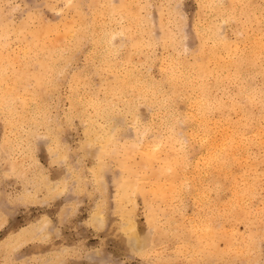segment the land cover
I'll list each match as a JSON object with an SVG mask.
<instances>
[{
  "label": "rangeland",
  "instance_id": "rangeland-1",
  "mask_svg": "<svg viewBox=\"0 0 264 264\" xmlns=\"http://www.w3.org/2000/svg\"><path fill=\"white\" fill-rule=\"evenodd\" d=\"M50 1H52V3L60 4L63 0H58V1L56 0L58 3L54 0H0V5H7L9 3L21 5L20 9L14 13V15L17 17V19H20L26 12H28L30 10V8L26 7V6H32V5H37V4L43 5L46 3H51ZM98 1L100 3L102 1V3L100 4V3H98ZM128 1H130V2H128ZM212 1L213 0H211V1L210 0L209 1L208 0H206V1L205 0H164V1L163 0H147V1H144V0H139V1H137V0H108V5H107L108 8L106 7V11H105L106 14H104V15L100 14L101 15L100 17L98 16L96 19L94 18L95 19V25L97 24L96 25L97 27L94 26V27L90 28L89 30L88 29L85 30L87 33L89 32V34L86 33L85 37H84L85 40H87V42L84 43L85 45L83 44V47H80L79 52L77 54V56H78V69H84L85 71L80 72L79 70H76V76L75 77H77V80H76V78H73V76H71V75L67 76L65 78L64 86L60 91H57L54 94H43L42 95V99H41L42 105H41V101H40V104L37 106V105L32 104L31 100H30L29 101L30 107L28 106L27 109H23L21 111L22 113L20 112L19 114H9L6 117L4 112H0V115H1L0 116V264H13V262H15V264H22V263L23 264H46L47 261H49V263H51V264H55V263L59 264L60 261H61L60 264H96L97 261H99V262H101V264H103V262H105V261H114V260H121L122 261V260L128 259L130 253L133 250V247H135L136 245L140 246V245H142V243L144 244L142 246H151L154 244L155 247H157L156 250L158 252H160L161 255H163L165 252V249L161 246L162 243H167L170 248L173 245L177 246L176 252H174V253L169 252L168 254L173 255L176 258V260L179 262V264H192V262H193V264H204L205 262H206L205 264H213V263L214 264H249V261H253L254 258H255L254 261H259L261 259V240H264V233H262V231H264V229L262 230V228H264V223H263V226H261L262 224L261 225L259 224V227H255V229L257 228L258 230H260L257 232V234L252 233V235H251V232L257 231V229L255 230L253 228V231H251L252 228H249L246 224V221H244L242 219H237V220L232 219V220H230L229 224L227 225V226L231 227L230 230H232V231L234 230L233 232H231L232 233L231 240L233 242H235L234 243L235 245H237V250H235L236 247H235V249H233V248L228 249L226 247V244H224L225 242L223 240H219L216 243L215 249H217L218 253L216 256H214L215 254H213L212 256H214V257H212V256L209 257V253H210L209 249H206L204 253H199L197 251V249L195 248V246L197 244V243H195L196 242V236L198 234V228H199V224H200V223H198L197 218L200 215L206 216L209 214H216L217 211L219 212L221 210V207L219 206V204L221 202H224V201L217 202V205H214L213 201H207V202L206 201H195V197L193 195H191V193L185 192V194L181 193L180 197H178L177 199H174L173 201H175V202L170 201L171 204L168 201L167 202L166 201H159V203L157 201V204H156V201H154V202L152 201L153 204L151 201H147V202L145 201L143 204L142 198L140 196H136V199H134V202L136 203V205H135V203L131 204L133 201H130L131 203L127 202V203H130L128 205H127V203L124 204L125 202L121 203V205L124 204L123 207L125 206V208H123L121 206L123 209H122V213L120 215L121 207H119L120 203H119V201L116 200L117 198H116L115 193H116V187L118 186V184L120 182L119 179H121L120 175L122 174V170L120 169V167L118 165L121 157L116 156V158H115V156L112 157L110 155H107V156H109V158H112V161L111 160L109 161V160H107V156H105L104 163L100 164V166L103 165L104 168L100 167V166H96L97 162H96V160H94L92 158H89L87 160H83L81 162H78L76 159V156H77L76 149H78L81 146V142L84 141L85 139H88V138L90 139V137H92L94 135V134H90L86 137L85 136L86 130L88 131L90 129L91 133L96 132L97 135H98V133L104 132V130H106V129H101L99 124L101 122L107 123L108 119L106 120V118H108V115L103 112V113H101V116H100V114L96 116L95 110L90 105V99L92 100L93 96H96L98 101H101V102H103V101L112 102L113 101L115 104L117 103L116 105H118L119 108H122V109L124 108L128 111L137 110L140 112L141 116L143 118H145L146 120L152 119L151 118L152 114L149 111V106L152 105L151 108H153L155 111L159 112L160 109L162 107H164V106H162V102L168 101L169 97H171L172 100L179 101V104L181 106L182 111L190 110L189 109L190 106L188 105V101H187L188 99L186 98V96H187L188 92L191 90L189 88H187L186 86H184V83L183 84L179 83L178 87L174 90L169 84V76H171V74H174L176 72L177 73H179V72L183 73V76H184V73L188 74V75L191 74L190 69L193 67V65L195 63V59L197 57V49H198V46L200 43V39H201V43H202V40L204 39L203 37H200V35L201 36H204V35L207 36V35L211 34V32L215 29V27H218V22L222 23L223 19L225 18V15H226L225 11L223 9H221V11H220V9L215 10V7H213L214 6L213 3H216L219 5V2H220L221 4L230 6L231 3L233 4V2H234V5H236L235 8H237V10L243 9V11L246 14L251 13L253 15V18L255 19L254 23L256 25V28H257V30L259 29V20L257 19L258 15H259V8L255 7V8H250V10H249V8H244L242 6L248 4V2H250L249 4L252 3L253 5H259L260 3H262V0H249V1L248 0H244V1L243 0H237V1L234 0L233 2H232V0H223V1L218 0L219 2L217 0H214L213 2ZM77 2L79 4H82V5L88 4L87 0H77ZM93 2L94 3L92 4V1H91V4L93 6L98 3L96 7H99V8H96L94 6L93 7L94 10L95 9L101 10L102 7H104V5H106L105 2H107V0H104V1L103 0H95ZM208 4H210V5L208 6ZM239 4H240V7H239ZM88 5H90V4H88ZM100 5H102L101 8H100ZM112 5H117V7H115L113 10V11H115V14L113 12H111L110 16H109V13H107V12H110L109 6L111 7ZM122 5H126L127 7L131 6V8H132L131 11L137 10L135 7H138V10L136 11V13H138L137 18L139 20L133 21L135 23L137 22V24H134L132 21H130L132 19V17L130 15H129V17H131V19L127 16H124L123 13L119 12L118 8L120 9V7ZM150 7H151V9H150ZM204 7H205V9H204ZM93 8L91 7V8L87 9V7L86 8L84 7V9L81 8V10H79L82 13L81 17H82V15L84 17V14H85L84 10H86V13H88L87 15L85 14V17L83 19L81 18L80 23L81 24L84 23L82 25L86 26L91 22V20L93 18V17H91V16H93ZM173 8H174V10H172ZM209 9H212V10L214 9L213 10L214 12L212 10H209ZM229 9H230V7H229ZM229 9H228V12L230 13ZM57 10H59V8ZM222 10L224 12H222ZM209 11H210V13H209ZM44 12H45L46 19L44 21H42L43 22L42 24L48 22L49 19H51L52 23H54V22L57 24L59 23L57 21H59L58 19H60V17H59V13L57 11L55 13H53V12L45 9ZM116 12H118L119 15L123 18L118 17V19H117L116 16L118 15V13H116ZM218 12L220 13V17H219ZM257 12H258V14H257ZM4 14H5L4 10L0 9V18H3ZM38 14L39 13L37 12V14L32 18L34 23H35V29H37L41 26V20H40ZM148 15H151V16L148 17ZM180 16H182V18ZM75 17H77V15H75ZM124 17L125 18L127 17L126 20H124ZM143 17H145V18H143ZM221 17H222V20H220ZM71 18H73V20H77V18H74V14L71 15L70 19ZM103 18L105 20H102ZM112 18H114L113 19L114 21L116 20L115 23L112 21ZM150 18L153 19L152 21H154V20L155 21L152 23H149L151 21ZM159 18H161V20ZM210 18H212V19H210ZM70 19H68L67 22H69ZM109 19H110L111 23L109 22ZM120 19H123L122 22L120 21ZM144 19H146V20H144ZM83 21H85V22H83ZM124 21H126L127 24H124ZM128 22H130V24H128ZM109 23H110V25H109ZM153 23H154V25H153ZM102 24L105 25L104 26L105 28L101 26ZM205 24H207V25H205ZM130 25H133L136 28L133 26H130ZM136 25H138V26H136ZM202 26L204 28L206 27V29H204ZM108 27H113V28L110 29ZM137 27L140 28L141 30L139 29L140 30L139 31ZM194 27H195L196 31H195ZM75 28L78 29V26H75ZM79 28H81V27H79ZM209 28H210V30H209ZM230 28H231V26H229V29ZM103 29L104 30L106 29L105 32H103L104 31ZM114 29L116 31H118V29H119V31H120L119 33H121L120 34L121 37H120L119 33L116 32ZM121 29H123V30L121 31ZM134 29L135 30L137 29V30L135 31ZM108 30H111V31H108ZM112 30H114V31H112ZM133 30H134V32H133ZM201 30H203V31H201ZM91 32H92V35H90ZM106 32L108 35L106 34ZM109 32L111 34V37H112V34L116 32L117 37L115 36L116 37L115 43L119 44L120 41H123L126 46L122 49L116 48L114 50V48H112L110 46V42H109V44L107 43V38H108L107 36L110 35ZM128 32H130L129 33L131 35L130 37L127 35ZM132 32L135 34H133ZM138 32H140V33H138ZM15 33H17V32L14 31V33H13L14 35L10 36V40H8V44L13 45V43H14V45H15L17 40H19L18 37L16 36L17 34H15ZM103 33H104V35H103ZM182 33L184 34V36L182 35ZM105 34L107 36H105ZM132 34L135 37H133ZM138 35H140V36H138ZM144 35H146V36H144ZM228 36L231 39H238V36L233 35L231 30L228 31ZM140 37H143L144 40L142 38H141L142 39L141 40ZM256 38L258 39V35L256 36ZM99 39H101V40H99ZM104 40L108 45L103 42ZM140 40L143 41V42H140V44H141L140 47L141 48L143 47L144 49L140 48L138 50H135L134 48H135L136 44H134V43L137 41H140ZM145 40L147 42L148 41L150 42V43L148 42L149 45L147 44V42ZM169 40H171V41H169ZM91 41H93V43ZM99 41L100 42L102 41L103 43L102 42L99 43ZM151 41L154 43H152ZM172 41H175V42H172ZM78 42H77V45L80 44V42L79 43ZM155 42H156V44H155ZM69 43H71L70 46H69V44H66V46L63 45L65 48H63L64 50H60V58L57 60L58 63L57 62L55 63V66L62 67L64 65L63 57L65 56V53H64V52H66L65 49H73V48L77 47V46L76 47L74 46V45H76V43L75 44H72V42H69ZM87 43H89V44H87ZM143 43L145 44V46H143ZM105 44H106V46H105ZM206 44H207V46H206ZM72 45H73V47H72ZM93 45H95V46L97 45V46L95 47ZM184 45H185V48H184L185 50L183 49ZM20 46H21V48H20ZM20 46H19L20 49L15 50V56H16V51H17L18 55H20L19 57L23 56L22 55V53H23L22 49H24V46L22 45L21 42H20ZM98 46L100 48L105 47V48H103V50H100L101 52H103L106 49V51L103 52L104 55H103V53L100 55V53H101L100 51H97V52L95 51V49L96 50L100 49ZM153 46H154V48H153ZM173 46H175V47H173ZM211 46H212L211 41L207 39L205 42V48L208 49ZM147 47L148 48L150 47V49H147ZM132 48H133V50H131ZM110 50H112V51H110ZM140 50L142 52H140ZM129 51L131 53H129ZM89 52H91V53H89ZM96 53H98L100 55L99 56L97 54L100 58L96 55ZM139 53H141V54L144 53V54L143 55L140 54L141 55L140 56ZM62 54H64V55H62ZM67 54L68 53L66 52V55ZM134 54H136V55H134ZM136 56H138L139 58ZM95 57H96V59H95ZM90 58L93 60L91 63L92 65L89 62V61H91ZM176 58L178 61L176 60ZM17 59H18V56H17ZM136 59L138 61H136ZM116 60H117V62H116ZM110 61L113 63H111ZM129 61L131 64L129 63ZM95 62H97V63H95ZM105 62H107V63L105 64ZM115 62L117 64H115ZM110 63H111V65H108ZM174 63H176V64H174ZM211 63L213 64V62H211ZM161 64H162V66H161ZM212 64H210L211 67L209 66V69H211V70H212V67L214 65V64L213 65ZM113 66H115L114 70L110 71L113 68ZM99 67H100V69H99ZM116 67H119V68H116ZM124 67L125 68L127 67L128 69L127 68L125 69ZM130 67L133 68L132 69L133 73H132L131 69H129ZM175 67H177L178 69ZM160 68H163V69L166 68V71L168 70L167 73L165 70L162 71L163 69L160 70ZM183 68H184V71H183ZM136 69H137V74L135 72ZM175 70H177V71H175ZM218 71H220L221 78L227 77V74H229L228 71L224 67H221ZM124 72H126V74ZM138 72H140V73H138ZM123 73L125 75H123ZM127 73H128V75H131V76L136 74V76H133V77H135V78L137 77L138 79L146 82V84H148V85H152L154 81L157 82L155 87H148L149 89H152L155 92H157V94L156 93H154V95L152 94L153 98L150 95V93L146 94V97L143 98V100L145 99L144 101H142V99L140 97H138V94H135L136 97L135 96L129 97L128 98L129 101L127 99V102L123 101L125 99L121 100L118 96L115 100H113L114 95H116V93H114V89L116 88V84L114 82L117 81L118 77L122 78V77L126 76ZM181 73H179V74H181ZM225 73H227V74H225ZM139 74H140V76H138ZM83 77H85V79ZM77 81H80V82H77ZM85 84L88 85L87 89L84 87ZM162 84L167 85V90H168L167 95L160 93L159 88L161 87ZM113 85H114V87H113ZM79 91H80V93H78ZM111 91H112V94L109 93ZM85 93H86V95H85ZM174 94L177 96L176 98H174V96H175ZM79 95H81V96L83 95V96L81 97ZM103 95H105V96H103ZM211 95L215 98L216 92L215 91L211 92ZM86 96L87 97L89 96L90 98L88 99ZM106 97H107V99H106ZM159 97L162 100L159 99ZM136 98H137L138 102L135 101ZM147 98H148V100H147ZM81 100H82V102H81ZM150 101H152V103ZM132 102H134V103H132ZM136 103L138 105H136ZM77 104H78V106H77ZM87 105H89V106H87ZM154 106H155V108H154ZM32 107H34V109ZM47 107L49 110L47 109ZM90 107H91V109H90ZM129 107H130V109H129ZM26 110L31 111V112L28 113ZM76 111L77 112L80 111V112L76 113ZM93 111H94V113H93ZM148 112H150V113H148ZM160 113H161V111L156 114L157 120H159L161 117ZM33 114L36 116H34ZM149 114H150V116H149ZM38 115L40 118L38 117ZM77 116H79V117H77ZM72 118H74V119H72ZM32 119L35 122L32 121ZM131 119H132L131 117L128 118L129 123L131 122L130 124L134 125L135 121L133 120V122H132ZM70 122H72V123H70ZM83 122H86V123H84L85 125L83 124L84 126L82 125ZM220 122L223 123V120H220ZM30 123H31V125H30ZM41 124H43V125H41ZM21 126H23V127H21ZM33 126H34V128H33ZM216 126H217V123L214 122L213 127H216ZM125 127L127 128V133L124 134V139L128 142V144H130V143L132 144V141L134 140V138L136 136V133L133 131V128L135 129V127L129 128L127 125H125ZM3 129H5L6 131ZM44 130H46V133H49V134L47 135L44 132ZM7 131H9V132H7ZM60 131H63V132H60ZM5 134H6L7 139L4 138ZM133 134H135V135L133 136ZM41 135H44V136H41ZM35 136H37V138ZM94 136H96V135H94ZM46 137H48L50 141L48 140V138L46 139ZM9 138H11V139H9ZM53 144L56 146L59 145V150H58V147H56V150H54L55 146ZM210 144L209 143L205 144L202 147L199 145L197 146L201 149L196 148V151L192 154V157H193L192 159H194V160L189 161L191 165L195 164L194 161L197 159L198 154L200 155V157H202L201 152L203 153V157H202L203 162H201V159L198 156V158L200 160L197 159V161L199 163L196 162V164L201 165L202 163H204V161L206 159V156H204V154L206 153L205 149L211 148V146H209ZM118 145H120V143ZM34 146H36V147H34ZM177 146H179V144H177L175 147H177ZM47 147H48V149H47ZM49 148L53 149V151L51 153L49 151ZM61 149H62V151H61ZM112 149L114 150L115 148H112ZM176 149L179 152L183 151L181 149V145H180L179 150H178V148H176ZM18 150H19V153H18ZM55 151L56 152L59 151L60 157L61 156L64 157V156L68 155L67 156V158H68V165L67 166L61 167V165L58 163L56 165L52 164V162H51L52 161V155H53V153H56ZM113 152H114L113 154H116L118 152L117 154H121V156H122V151H118L117 148ZM255 152L258 153L259 149L257 148L255 150ZM62 153H63V155H62ZM129 155H130V153H129ZM133 158L135 159V161L137 159L135 158V156L132 157L133 161L132 160L131 161L133 163H135ZM117 159H118V163L116 164V162H114V161H116ZM192 159H190V160H192ZM256 159H258V157L254 153L251 156V158L248 159L247 163L250 165V164H252L251 161L256 160ZM113 162H114V164H113ZM260 163L261 162L259 160L256 162V164H257V165L255 164L256 166L253 165L254 170H256L260 166ZM94 165H95V171L98 170L99 167L102 168L101 173L95 172V171L90 172V171H93L92 169H93ZM191 165H190V167L192 168ZM90 167H91V169H89L90 170L89 171L87 168H90ZM100 168H99V170H100ZM71 169H76L75 174L73 172H71ZM19 170H20V172H19ZM18 172L20 174H18ZM21 174H23L24 176L22 175L20 177ZM73 174H74V176H73ZM94 174H95V176H94ZM75 175H78V176L76 177ZM100 176H102V177H100ZM75 177L78 178V180ZM93 178H95L96 180L94 181ZM97 178H98V180H97ZM100 178H101V180H100ZM62 180H64V182H62ZM95 182L96 183L99 182L101 185L103 184V186L105 185L104 187H106V188H102L100 186L101 189L98 190L99 183L96 185ZM45 183H46V185H45ZM84 183L87 185H85ZM63 184H64V186H62V187L64 189H61L60 186ZM49 185H51V189H50ZM225 185H227V183ZM225 187H226V189L222 190L218 194H216L214 191L211 190V192L209 194L211 199L215 198L216 196L219 197L221 200H224L225 198H227L229 196V190H228L227 186H225ZM78 188H80L81 190ZM257 192H256V196L257 195L258 196L257 197L255 196V198L253 199L255 201L252 200L250 203L251 204L250 206L252 207V212H250V213L251 214L254 213V216H256V217L260 216L259 218L263 222L264 221V209H263L264 206L259 203V198H260V194H261V190L259 187L257 189ZM32 194H34V195H32ZM33 196L35 199L33 198ZM183 196H184V198H183ZM193 198H194V200H193ZM179 199H180V201H179ZM102 200H104V201H102ZM161 202H166V203H164L162 205ZM147 203H150L149 204V207L151 206L150 208L148 207ZM117 204H119V205H117ZM158 204H160V205L158 206ZM253 205H255L256 207L253 208ZM99 206L100 207L102 206V208H100ZM117 206L120 209V212L118 211L119 209L117 210ZM167 206H169L170 208H167ZM158 207H160V208H158ZM212 207H213V210H212ZM217 207H219V208L217 209ZM223 207H222V209H223ZM151 208H153V210H151ZM259 208L261 210H259ZM149 209L151 212H149ZM157 209H159L160 211L163 209V211H162L163 213L160 211H158L159 212L158 213ZM127 210L129 212L131 210L132 211L134 210V211L130 212V214H132V215H130V214L128 215L125 213V212L128 213ZM254 210H257L258 212L254 211ZM97 211H99V212H97ZM116 211H117V213H116ZM202 211L205 213H203ZM212 211H214L215 213H213ZM93 212H95V214L97 216L96 220H94L95 218H93L95 216V214ZM164 212H165V214H164ZM98 213H100V214H98ZM147 213H149V214H147ZM97 214L99 215V217ZM118 214L120 216H118ZM170 214H172L173 216ZM91 215H93V217ZM127 215L129 216L130 219L127 217ZM244 215L249 216V213L246 212V213H244ZM149 216H151V217H149ZM152 216H155L154 217L155 221H154ZM261 216H263V218ZM100 217H101V219L99 220ZM145 217H146V219H145ZM91 218H93V219H91ZM150 218H152V220H153L152 222L150 221L151 220ZM41 219L43 220V222ZM44 220H45V224H43ZM91 220H93V224H94V221L97 224H95V225L91 224L90 225L89 223H92ZM97 221L98 222L100 221V222L98 223ZM132 221L134 223H132ZM147 221H149L151 223L149 225H147V223H146ZM126 222H128V223H126ZM42 224H43V226H42ZM125 224L127 225V227ZM129 224H130V226H129ZM159 224H161V225H159ZM192 224L194 226H192ZM195 224H196V226H198L197 228H196ZM97 225L100 226L101 228L100 227L96 228ZM131 225L132 226L134 225V227H131ZM154 225H156L157 227ZM43 227H45V229ZM154 227H155V229L153 230L152 228H154ZM192 228L195 229L196 232ZM121 229H123V230H121ZM125 230H127L128 232ZM130 230L132 232L129 233ZM22 231L26 232V233L23 234ZM34 231L36 232V234ZM158 231H159V233H158ZM249 231H250V234L248 235L247 233H249ZM122 232H124V233H122ZM154 232H155V234H154ZM259 232H261V233H259ZM134 234H135V236H133ZM138 234H139V236H138ZM41 235H42V239L40 238ZM235 235H237V237ZM247 235H248V237H254L255 242L253 241L254 243L253 244L251 243V244L255 248L251 249L253 246H251L250 248L247 247V244L245 243V241L248 240ZM254 235L255 236L257 235V236L255 237ZM260 235H262V236H260ZM30 236H32V237L30 238ZM137 236L139 237L138 239L136 238ZM240 237H242V238H240ZM245 237H247V238H245ZM22 238H24V239L22 240ZM28 239L29 240L32 239V240L29 241ZM39 239L42 241H40ZM140 239H141V241H140ZM241 239H244V240H241ZM24 241H26V242H24ZM236 241H237V243H236ZM239 241L241 243H243L244 246H243V244H241L242 246H238V245H240V244H238V243H240ZM138 242H139V244L140 243L141 244L139 245ZM20 243H21V245H20ZM185 243H186V245H184ZM222 244H224L225 246ZM19 245H20V247H19ZM185 246L187 247L186 249L188 251L185 250ZM244 247H245V249H243ZM14 248H16V249H14ZM188 248H190V249H188ZM239 248H242V249H240V251H239L238 250ZM9 249H11L13 251H11ZM230 250H232V252H230ZM248 250L250 251V254L248 253L249 252ZM61 251H63V252H61ZM238 251L242 252V253H239ZM244 251H246V252H244ZM180 253H181V255H180ZM245 253H247V255ZM257 255H259V256H257ZM198 257H200V258L198 259ZM204 257H206V259ZM247 257H248V259H247ZM250 257L251 258L253 257L252 258L253 260H251ZM249 258H250V260H249ZM152 259H159V257L154 255L152 257ZM200 259H202V260L200 261ZM214 260H215V262H214ZM216 260H217V262H216ZM49 263L47 262V264H49Z\"/></svg>",
  "mask_w": 264,
  "mask_h": 264
},
{
  "label": "snow or ice",
  "instance_id": "snow-or-ice-1",
  "mask_svg": "<svg viewBox=\"0 0 264 264\" xmlns=\"http://www.w3.org/2000/svg\"><path fill=\"white\" fill-rule=\"evenodd\" d=\"M20 7L21 5L12 3L0 5V9L5 13L3 18H0V41L10 40L11 33L15 29L19 30L20 35L25 37L31 35L33 40H37L38 33L35 31V23L32 19L37 12L40 20L43 21L46 19L45 9L55 13L58 8L80 10L92 6L73 4L72 0H67L64 4H37L26 6L30 10L17 19L14 13ZM112 7L115 8L117 5ZM219 7L226 15L222 23L218 24V35L225 45L229 59L232 60V65L227 69L228 76L221 78L214 74L202 77V97L197 108L182 111L179 101L169 97L166 105L161 108L162 118L159 120L151 106L149 111L152 113V119L146 120L137 110L127 111L119 108L114 102H101L93 96V101L98 103L108 115L107 123L100 125L101 129L107 131L98 133L95 141L85 139L81 142V146L76 149L78 162L92 158L97 164H103L105 156L109 154L108 145L103 142L104 138L107 137L109 144L123 142L127 145L128 142L124 139V134L127 133L125 125L129 128L135 127L136 136L131 146L135 150L134 156L137 161L143 162L146 172L149 168L153 171L158 170L161 177L166 156L169 163L175 161L179 166L181 161H190L198 145L202 147L215 141L216 150L210 153L208 159L210 166L221 156L227 157L237 151L242 153L246 150L250 157L254 153L257 155L261 163L251 179L254 184L258 182L261 190L259 203L264 205V0L260 5L242 6L249 9L259 8L258 30L251 13L236 15L233 11L229 14L230 6L221 4ZM231 7L235 9V6ZM48 22L51 24V19ZM94 26L93 18L88 25H82L81 29L69 28L65 25V32L87 30ZM229 30L239 38L231 39L228 36ZM257 35L258 44L254 42ZM113 41L112 48L122 49L126 46L123 41L119 44L115 43V36ZM84 43L85 41L81 40L76 48L65 50L68 54L63 57L62 67L48 63L47 58L42 59L39 48L35 51L31 48L27 49L17 62L15 49L20 46V41L17 40L15 45L0 44V48H7L8 51L7 56L0 59V111H3L6 117L9 114H19L23 109L28 108L29 99L32 104L38 106L43 94H54L63 88L67 76L71 75L75 78L76 70L84 72V69H78L77 56ZM132 79L135 80L134 83L127 77L123 81L114 82L116 95L113 100L118 96L127 102V98L134 97L138 89L155 87L157 83L154 81L152 85H148L138 78L132 77ZM84 87L87 89L88 85L85 84ZM213 91L216 92L215 98L210 95ZM167 92V85L162 84L160 93L167 95ZM129 117L135 121L134 125L129 123ZM220 120H223L222 124ZM214 122L217 123L216 127H213ZM85 136H88L87 130ZM177 144L181 145L183 151L181 154L172 155L176 152ZM257 148L258 153L255 152ZM49 151L51 153L52 149L50 148ZM51 162L53 165L59 163L61 167H65L68 165V158L67 156L61 158L57 151L53 153ZM157 164L160 165L159 169L156 168ZM92 170H95V165ZM71 171L75 173L76 169ZM161 246L165 249L163 255L156 250L154 244L140 245L133 247L128 259L105 261L103 264H179L173 255L168 254L176 252L177 246L173 245L170 248L167 243H162ZM154 255L159 259H152ZM96 264L101 262L97 261ZM249 264H264V240H261V259L249 261Z\"/></svg>",
  "mask_w": 264,
  "mask_h": 264
},
{
  "label": "bare ground",
  "instance_id": "bare-ground-1",
  "mask_svg": "<svg viewBox=\"0 0 264 264\" xmlns=\"http://www.w3.org/2000/svg\"><path fill=\"white\" fill-rule=\"evenodd\" d=\"M54 1H56V0H54ZM58 1V0H57ZM56 1V2H57ZM91 1H92V4L94 3L93 1H95V0H87V3L88 4H90L91 6H92V8L95 6H97V4L98 3H100L99 1H98V3L96 4V5H92L91 4ZM104 1V0H103ZM137 1H139V0H137ZM144 1H147V0H144ZM164 1V0H163ZM206 1V0H205ZM209 1V0H208ZM211 1V0H210ZM214 1V0H213ZM212 1V2H213ZM218 1V0H217ZM219 1H221V0H219ZM218 1V2H219ZM223 1V0H222ZM234 0H232V2H233ZM237 1V0H236ZM244 1V0H243ZM249 1V0H248ZM247 1V2H248ZM51 3H52V1H50ZM67 2V0H63L60 4H64V3H66ZM124 2V1H123ZM127 2V1H126ZM128 2H130V1H128ZM201 2V1H200ZM261 2V1H260ZM58 3V2H57ZM72 3L73 4H79L78 2H77V0H72ZM86 3V2H85ZM101 3H102V1H101ZM100 3V4H101ZM125 3V2H124ZM123 3V4H124ZM211 3V2H210ZM250 2H248V4H249ZM6 4V3H5ZM88 4H86V5H88ZM105 4L106 5H104V7H102V9L100 10V9H95L94 10V8H93V16H91V17H93V18H97L98 16L100 17L101 15L100 14H106V7L108 8V0H107V2H105ZM110 4V3H109ZM126 4V3H125ZM128 4V3H127ZM201 4V3H200ZM207 4V3H206ZM214 4V6L213 7H215V10L216 9H220V11H221V8L219 7L220 6V2H219V5L218 4H216V3H213ZM252 4V3H251ZM261 4V3H260ZM259 4V5H260ZM203 5V4H202ZM210 4H208V6H209ZM243 5V4H242ZM253 5V4H252ZM101 6L102 5H100V8H101ZM113 6V5H112ZM110 7L109 6V11L110 12H107V13H109V16H110V13L111 12H113L114 14H115V11H113L114 10V7ZM201 6V5H200ZM231 6H235L236 7V5H234V2H233V4L231 3V5H230V13L229 14H231L233 11L235 12V14L236 15H240V14H245L246 15V13L243 11V9H238L237 10V8H235L234 10L232 9V7ZM144 7V6H143ZM149 7V6H148ZM175 7V6H174ZM239 7H240V4H239ZM86 8V7H85ZM96 8H99V7H96ZM111 8V9H110ZM134 8V7H133ZM137 10H138V7H135ZM140 8V7H139ZM84 9V8H83ZM82 9V10H83ZM87 9H88V7H87ZM131 6L130 7H127L126 5H122L121 7H120V9L118 8V10H119V12H121V13H123V15L124 16H127V17H129V15L132 17V19H131V17H129L131 20L130 21H137V20H139L138 18H137V14L138 13H136V11L137 10H135V11H131ZM150 9H151V7H150ZM161 9V8H160ZM163 9V8H162ZM204 9H205V7H204ZM208 9V8H207ZM258 9V8H257ZM81 10V9H80ZM91 10V9H90ZM112 10V11H111ZM116 10V9H115ZM172 10H174V8L172 9ZM171 10V11H172ZM209 10H212V9H209ZM214 10V9H213ZM212 10V11H213ZM250 10V9H249ZM252 10V9H251ZM2 11V10H1ZM58 13H59V17H60V19H58L59 21H57V22H59L58 24L57 23H52V24H49V22H46V23H44V24H42L43 22L41 21V26L39 27V28H37V29H35V31L38 33V39L37 40H33V38H32V36L31 35H27V37H25V36H22V35H20V33H19V30L18 29H15L14 31L15 32H17V33H15V34H17L16 36L18 37V39H19V41L22 43V45L24 46V49H22L23 51V53H22V55H24V53H25V51L27 50V49H29V48H31V49H33V51H35L37 48H39V50H40V54H41V58L42 59H45V58H47V62L48 63H51V64H53V65H55V63L57 62V60L60 58V50H64L63 48H65L63 45H65L66 46V44H69V46L71 45V43H69V42H72V44H75L76 43V45H74L75 47L76 46H78L77 45V42L80 40H84L85 42H87V40H85V34L87 33L85 30H78V31H75V32H73V31H67V32H65V25H67L69 28H73V27H75V26H78V29H81V28H79V27H81L82 26V24H84V23H80V21H81V18L83 19L84 17H85V14L87 15L88 13H86V10H84V12H85V14H84V17H83V15H82V17H81V11H79V10H77V9H75V8H73V9H71V10H67V9H64V10H61V9H59V10H56ZM208 11V10H207ZM69 12H70V15H69ZM92 12V11H91ZM90 12V13H91ZM105 12V13H104ZM173 12V11H172ZM214 12V11H213ZM222 12H224L223 10H222ZM116 13H118V12H116ZM151 13V12H150ZM206 13V12H205ZM209 13H210V11H209ZM219 13V12H218ZM72 14H74V18H77V20H73V18H71L70 19V17H71V15ZM113 14V15H114ZM257 14H258V12H257ZM39 15V14H38ZM75 15H77V17H75ZM92 15V14H91ZM102 15V16H103ZM118 15H119V13H118ZM116 16L117 17V19H118V17H121L120 15L119 16ZM207 15V14H206ZM214 15V14H213ZM112 16V15H111ZM149 16H151V15H148V17ZM161 16V15H160ZM159 16V17H160ZM65 17H67V19H65ZM69 17V18H68ZM90 17V18H91ZM104 17V16H103ZM108 17V16H107ZM126 17V18H127ZM181 18H182V16H180ZM214 17V16H213ZM212 17V18H213ZM219 17H220V13H219ZM36 18V17H35ZM92 18V19H93ZM106 18V17H105ZM121 18H123V17H121ZM126 18L124 17V20H126ZM143 18H145V17H143ZM162 18V17H161ZM161 18H159L160 20H161ZM205 18V17H204ZM212 18H210V19H212ZM68 19H70L69 20V22H67L68 21ZM87 19V18H86ZM114 18H112V21L115 23V21L113 20ZM207 19V18H206ZM217 19V18H216ZM220 19V18H219ZM89 20V19H88ZM102 20H105L104 18L102 19ZM108 20V19H107ZM106 20V21H107ZM122 20L123 19H120V21L122 22ZM144 20H146V19H144ZM150 22L149 23H152V22H154V21H152L153 19H151L150 18ZM205 20V19H204ZM208 20V19H207ZM220 20H222V17H221V19ZM254 18H253V22H254ZM44 21V20H43ZM87 21V20H86ZM98 21V20H97ZM101 21V20H100ZM119 21V20H118ZM77 22V23H76ZM83 22H85V21H83ZM102 22V21H101ZM109 22H110V19H109ZM126 21H124V24H127V22L125 23ZM146 22V21H145ZM144 22V23H145ZM171 22V21H170ZM80 23V24H79ZM104 23V22H103ZM111 23V22H110ZM110 23H109V25H110ZM113 23V24H114ZM134 24H137V22L135 23V22H133ZM162 23V22H161ZM160 23V24H161ZM180 23V22H179ZM88 24V23H87ZM108 24V23H107ZM120 24V23H119ZM118 24V25H119ZM123 24V25H124ZM128 24H130V22H128ZM148 24V23H147ZM202 24V23H201ZM218 24H219V22H218ZM97 25V24H96ZM95 25V26H96ZM100 25V24H99ZM112 25V24H111ZM116 25V24H115ZM141 25V24H140ZM153 25H154V23H153ZM205 25H207V24H205ZM102 27H104L105 25H101ZM130 26H133V25H130ZM136 26H138V25H136ZM151 26V25H150ZM196 26V25H195ZM97 27V26H96ZM95 27V28H96ZM133 27H135V26H133ZM144 27V26H143ZM203 27V26H202ZM208 27V26H207ZM77 28V27H76ZM75 28V29H76ZM105 28V27H104ZM108 28H110V29H112L113 27H108ZM136 28V27H135ZM138 28V27H137ZM204 28V27H203ZM94 29V28H93ZM100 29V28H99ZM140 28H138V30H139ZM165 29V28H164ZM167 29V28H166ZM194 29H195V27H194ZM198 29V28H197ZM200 29V28H199ZM204 29H206V27L204 28ZM208 29V28H207ZM89 30V29H88ZM95 30V29H94ZM104 30V29H103ZM106 30V29H105ZM105 30L103 31V32H105ZM115 30V29H114ZM114 30H112V31H114ZM123 29H121V31H122ZM135 30V29H134ZM134 30H133V32H134ZM137 30V29H136ZM135 30V31H136ZM141 30V29H140ZM139 30V31H140ZM154 30V29H153ZM209 30H210V28H209ZM208 30V31H209ZM14 31H13V33H14ZM108 31H111V30H108ZM107 31V32H108ZM116 31V30H115ZM167 31V30H166ZM195 31H196V29H195ZM200 31V30H199ZM198 31V32H199ZM201 31H203V30H201ZM98 32V31H97ZM107 32H106V34H107ZM116 32H120L119 31V29H118V31H116ZM116 32L115 33H113L112 34V37H111V34H110V32H109V36H107L106 34H105V36H107L108 38H107V43L109 44V42H110V46L112 45V43H113V36H116L117 37V35H116ZM127 32V31H126ZM125 32V33H126ZM132 32V33H133ZM152 32V31H151ZM197 32V33H198ZM205 32V31H204ZM203 32V33H204ZM13 33H11V35H14ZM112 33V32H111ZM117 33V34H118ZM124 33V34H125ZM130 32H128V36L130 37L131 35L129 34ZM138 33H140V32H138ZM87 34H89V32L87 33ZM121 33H119V35H120ZM133 34H135V33H133ZM132 34V36L133 37H135L134 35ZM90 35H92V32H91V34ZM103 35H104V33H103ZM102 35V36H103ZM126 35V34H125ZM124 35V36H125ZM149 35V34H148ZM176 35V34H175ZM182 35L184 36V34L182 33ZM51 36V37H50ZM88 36V35H87ZM138 36H140V35H138ZM144 36H146V35H144ZM167 36V35H166ZM169 36V35H168ZM94 37V36H93ZM92 37V38H93ZM115 37V38H116ZM120 37H121V35H120ZM132 37V38H133ZM200 37H203L204 39L202 40V43H201V39H200V43H199V46H198V49H197V57H196V59H195V63H194V65H193V67L190 69V73L191 74H185L184 73V76H183V73H181V72H179V73H181V74H179V73H174V74H171V76H169V84H170V86L175 90L177 87H178V85H179V83H181V84H183L184 83V86H186L187 88H189L191 91H189L188 92V94H187V96H186V98L188 99L187 101H188V105L190 106V108L189 109H193V108H197V107H199V105H200V102H201V97H202V91H201V83L203 82L202 81V77H207V76H211V75H219L220 76V71H218L221 67H224L226 70L232 65V60L231 59H229V55H228V52L227 51H225V45L223 44V42L221 41V39H220V37H219V35H218V27H215V29L211 32V34H209V35H207V36H201L200 35ZM84 38V39H83ZM89 38V37H88ZM101 38V37H100ZM104 38V37H103ZM143 39L144 40V38L143 37H140V39ZM165 38V37H164ZM167 38V37H166ZM239 38V37H238ZM90 39V38H89ZM94 39V38H93ZM102 39V38H101ZM101 39H99V40H101ZM130 39V38H129ZM135 39V38H134ZM141 39V40H142ZM210 40L211 41V43H212V46L210 47V48H205V42H206V40ZM95 40V39H94ZM93 40V41H94ZM136 40V39H135ZM137 41V42H135L134 44H136V46H135V50H138V49H140L141 47V44H140V42H143V41ZM149 40V39H148ZM79 41V42H80ZM93 41H91L92 43H93ZM146 41V40H145ZM169 41H171V40H169ZM78 42V43H79ZM102 42V41H101ZM100 41H99V43H101ZM104 43H106L105 42V40L103 41ZM102 42V43H103ZM147 42V41H146ZM149 42V41H148ZM148 42H147V44H148ZM152 42V41H151ZM168 42V41H167ZM172 42H175V41H172ZM254 42L255 43H257L258 44V42H259V36H258V39L255 37L254 38ZM96 43V42H95ZM106 43V44H107ZM150 43V42H149ZM152 43H154V42H152ZM0 44H8V39H5V40H3V41H0ZM87 44H89V43H87ZM106 44H105V46H106ZM107 44V45H108ZM155 44H156V42H155ZM13 45H14V43H13ZM85 45V44H84ZM149 45V44H148ZM147 45V46H148ZM151 45V44H150ZM163 45V44H162ZM93 46H95V45H93ZM97 46V45H96ZM95 46V47H96ZM102 46V45H101ZM143 46H145V44L143 43ZM206 46H207V44H206ZM72 47H73V45H72ZM83 47V46H82ZM92 47V46H91ZM99 47V46H98ZM112 47V46H111ZM110 47V48H111ZM152 47V46H151ZM173 47H175V46H173ZM187 47V46H186ZM20 48H21V46H20ZM19 47L18 48H16V49H20ZM23 48V47H22ZM62 48V49H61ZM71 48V47H70ZM90 48V47H89ZM94 48V47H93ZM100 48V47H99ZM103 48H105V47H103ZM103 48H100L99 50H96L95 49V51L97 52V51H100V50H103ZM137 48V49H136ZM146 48V47H145ZM153 48H154V46H153ZM177 48V47H176ZM185 48V45H184V47H183V49ZM15 49V50H16ZM92 49V48H91ZM109 49V48H108ZM116 48H114V50H115ZM141 49H144L143 47L141 48ZM147 49H150V47L148 48L147 47ZM171 49V48H170ZM66 50V49H65ZM93 50V49H92ZM124 50V49H123ZM131 50H133V48L131 49ZM185 50V49H184ZM183 50V51H184ZM191 50V49H190ZM21 51V50H20ZM19 51V52H20ZM104 51H106V49L104 50ZM103 51V52H104ZM110 51H112V50H110ZM147 51V50H146ZM150 51V50H149ZM182 51V52H183ZM257 51H258V49H257ZM64 52V51H63ZM101 52V51H100ZM99 52V53H100ZM103 52H101L100 53V55L103 53ZM108 52V51H107ZM134 52V51H133ZM140 52H142L141 50H140ZM155 52V51H154ZM188 52V51H187ZM65 53V55H66V52H64ZM86 53V52H85ZM89 53H91V52H89ZM106 53V52H105ZM129 53H131L130 51H129ZM7 54H8V51H7V48H0V59H3L4 57H6L7 56ZM78 54V53H77ZM95 54V53H94ZM98 53H96V55H97ZM110 54V53H109ZM108 54V55H109ZM141 53H139V55H140ZM144 53H142L141 55H143ZM235 53L233 52V55H234ZM62 55H64V54H62ZM86 55V54H85ZM99 55V54H98ZM97 55V56H98ZM99 55V56H100ZM103 55H104V53H103ZM134 55H136V54H134ZM133 55V56H134ZM138 55V56H139ZM140 55V56H141ZM18 56V58H19V56L20 55H18V53H17V51H16V57ZM96 56V57H97ZM98 56V57H99ZM115 56V55H114ZM113 56V57H114ZM138 56H136V57H138ZM148 56V55H147ZM96 57H95V59H96ZM149 57V56H148ZM100 58V57H99ZM116 58V57H115ZM139 58V57H138ZM153 58V57H152ZM178 58V57H177ZM177 58H176V60H177ZM91 59V58H90ZM114 59V58H113ZM172 59V58H171ZM184 59V58H183ZM126 60V59H125ZM124 60V61H125ZM141 60V59H140ZM143 60V59H142ZM148 60V59H147ZM146 60V61H147ZM163 60V59H162ZM161 60V61H162ZM92 59H91V61H89L90 62V64L92 63ZM102 61V60H101ZM134 61V60H133ZM136 61H138L137 59H136ZM160 61V62H161ZM178 61V60H177ZM187 61V60H186ZM194 61V60H193ZM17 62H19V59H17ZM111 62V61H110ZM116 62H117V60H116ZM115 62V64H117ZM174 62V61H173ZM191 62V61H190ZM189 62V63H190ZM211 62H213V64L215 65H213ZM58 63V62H57ZM95 63H97V62H95ZM107 62H105V64H106ZM111 63H113V62H111ZM111 63L110 64H108V65H111ZM129 63H130V61H129ZM167 63V62H166ZM180 63V62H179ZM63 64V63H62ZM61 64V65H62ZM101 64V63H100ZM114 64V65H115ZM119 64V63H118ZM127 64V63H126ZM131 64V63H130ZM174 64H176V63H174ZM178 64V63H177ZM193 64V63H192ZM210 64H212L213 65V67H212V70L211 69H209V66H210ZM92 65V64H91ZM134 65V64H133ZM132 65V66H133ZM165 65V64H164ZM173 65V64H172ZM185 65V64H184ZM187 65V64H186ZM97 66V65H96ZM100 66V65H99ZM103 66V65H102ZM136 66V65H135ZM139 66V65H138ZM161 66H162V64H161ZM114 67L115 66H113V68L110 70V71H112V70H114ZM159 67V66H158ZM174 67V66H173ZM211 67V66H210ZM83 68V67H82ZM106 68V67H105ZM116 68H119V67H116ZM123 68V67H122ZM125 68V67H124ZM127 68V67H126ZM125 68V69H126ZM136 68V67H135ZM164 68V67H163ZM163 68H160V70L161 69H163ZM175 68H177V67H175ZM217 68V69H216ZM99 69H100V67H99ZM128 69V68H127ZM129 69H131V71H132V73H133V68H129ZM178 69V68H177ZM181 69V68H180ZM116 70V69H115ZM139 70V69H138ZM166 71V68L165 69H163L162 71ZM174 70V69H173ZM168 71V70H167ZM167 71H166V73H167ZM175 71H177V70H175ZM183 71H184V68H183ZM119 72V71H118ZM135 72H136V74H137V69L135 70ZM147 72V71H146ZM111 73V72H110ZM125 74H126V72H124ZM123 73V75H125ZM138 73H140V72H138ZM165 73V72H164ZM170 73V72H169ZM189 73V72H188ZM81 74V73H80ZM85 74V73H84ZM102 74V73H101ZM115 74V73H114ZM130 74V73H129ZM136 74H134L133 76H136ZM225 74H227V73H225ZM82 75V74H81ZM117 75V74H116ZM143 75V74H142ZM145 75V74H144ZM222 75V74H221ZM100 76V75H99ZM133 76H131V75H128V73H127V75L126 76H124V77H122V78H117V80H119V81H123L126 77L127 78H129L130 79V81L131 82H135V80L134 79H132V77ZM138 76H140V74L138 75ZM225 76V75H224ZM227 76H228V74H227ZM76 78V80H77V77H75ZM84 79H85V77H83ZM82 78V79H83ZM137 78V77H136ZM164 78V77H163ZM87 79V78H86ZM75 80V81H76ZM79 80V79H78ZM162 80V79H161ZM189 82H188V81ZM88 81V80H87ZM163 81V80H162ZM77 82H80V81H77ZM73 83V82H72ZM74 84V83H73ZM107 86V85H106ZM182 86V85H181ZM113 87H114V85H113ZM158 88V87H157ZM160 89V88H159ZM84 90V89H83ZM109 91V90H108ZM179 91V90H178ZM91 92V91H90ZM78 93H80V91L78 92ZM109 93H111L112 94V91L111 92H109ZM114 93H116V88L114 89ZM148 93H150V95L152 96V94L154 95V93H156L157 94V92H155L154 90H152V89H149L148 87H142V88H140V89H138L137 90V92H136V94H138V97H140L141 99H142V101H144L143 100V98H145L146 97V94H148ZM186 94V93H185ZM73 95V94H72ZM85 95H86V93H85ZM175 95V94H174ZM210 95H211V93H210ZM50 96V95H49ZM70 96V95H69ZM79 96H81V95H79ZM83 96V95H82ZM81 96V97H82ZM103 96H105V95H103ZM102 96V97H103ZM158 96V95H157ZM156 96V97H157ZM162 96V95H161ZM48 97V96H47ZM80 97V98H81ZM87 97V96H86ZM96 97V96H95ZM135 97H136V95H135ZM155 97V98H156ZM177 96L175 95L174 96V98H176ZM180 97V96H179ZM211 97L212 98H214L212 95H211ZM71 98V97H70ZM73 98V97H72ZM88 99L90 98L89 96L87 97ZM104 98V97H103ZM152 98H153V96H152ZM76 99V98H75ZM106 99H107V97H106ZM105 99V100H106ZM128 99V98H127ZM131 99V98H130ZM151 99V98H150ZM159 99H161L160 97H159ZM184 99V98H183ZM31 99H29V101H30ZM122 100V99H121ZM147 100H148V98H147ZM162 100V99H161ZM47 101V100H46ZM79 101V100H78ZM123 101H125V100H123ZM128 101H129V99H128ZM135 101H137V98H136V100ZM156 101V100H155ZM158 101V100H157ZM81 102H82V100H81ZM86 102V101H85ZM84 102V103H85ZM113 102V101H112ZM138 102V101H137ZM151 103H152V101H150ZM167 102V101H166ZM166 102H162V106H165L166 105ZM131 103V102H130ZM132 103H134V102H132ZM147 103V102H146ZM149 103V102H148ZM155 103V102H154ZM161 103V102H160ZM76 104V103H75ZM117 104V103H116ZM41 105H42V100H41ZM81 105V104H80ZM85 105V104H84ZM90 105L92 106V108L95 110V113H96V116L97 115H99L100 114V116H101V113H103L104 111H103V109H102V107L98 104V103H96V102H94L93 101V99L91 100L90 99ZM132 105V104H131ZM136 105H138L137 103H136ZM148 105V104H147ZM150 105V104H149ZM33 106V105H32ZM77 106H78V104H77ZM82 106V105H81ZM87 106H89V105H87ZM118 106V105H117ZM130 106V105H129ZM150 106H152V105H150ZM30 107V106H29ZM43 107V106H42ZM84 107V106H83ZM119 107V106H118ZM131 107V106H130ZM130 107H129V109H130ZM33 109H34V107H32ZM36 108V107H35ZM132 108V107H131ZM137 108V107H136ZM154 108H155V106H154ZM188 108V107H187ZM27 109V108H26ZM47 109H48V107H47ZM78 109V108H77ZM87 109V108H86ZM90 109H91V107H90ZM124 109V108H123ZM31 110V109H30ZM49 110V109H48ZM85 110V109H84ZM126 110V109H125ZM27 111V110H26ZM35 111V110H34ZM33 111V112H34ZM62 111V110H61ZM78 111V110H77ZM76 111V113H79V112H77ZM128 111V110H127ZM160 111H161V109H160ZM159 111V112H160ZM185 111V110H184ZM187 111V110H186ZM0 112H3V111H0ZM24 112V111H23ZM28 113H30L31 111H27ZM41 112V111H40ZM85 112V111H84ZM89 112V111H88ZM155 112H157V113H159L158 111H155ZM22 113V112H21ZM37 113V112H36ZM93 113H94V111H93ZM148 113H150V112H148ZM156 113V114H157ZM5 114V113H4ZM39 114V113H38ZM50 114V113H49ZM91 114V113H90ZM89 114V115H90ZM152 114V113H151ZM31 115V114H30ZM34 115V114H33ZM73 115V114H72ZM71 115V116H72ZM160 115H161V113H160ZM159 115V116H160ZM1 116V115H0ZM34 116H36V115H34ZM50 116V115H49ZM74 116V115H73ZM149 116H150V114H149ZM31 117V116H30ZM38 117H39V115H38ZM42 117V116H41ZM77 117H79V116H77ZM81 117V116H80ZM32 118V117H31ZM40 118V117H39ZM152 118V117H151ZM226 118V117H225ZM9 119V118H8ZM72 119H74V118H72ZM108 118H106V120H107ZM160 119H161V117H160ZM6 120V119H5ZM11 120V119H10ZM14 120V119H13ZM91 120V119H90ZM94 120V119H93ZM102 120V119H101ZM132 120V119H131ZM32 121H34L33 119H32ZM92 121V120H91ZM35 122V121H34ZM93 122V121H92ZM132 122H133V120H132ZM37 123V122H36ZM44 123V122H43ZM70 123H72V122H70ZM84 123H86V122H83L82 123V125L84 124ZM99 123V122H98ZM97 123V124H98ZM131 123V122H130ZM220 123H222V122H220ZM5 124V123H4ZM25 124V123H24ZM28 124V123H27ZM74 124V123H73ZM95 124V123H94ZM100 124H102V122L100 123ZM100 124H99V126H100ZM135 124V123H134ZM30 125H31V123H30ZM35 125V124H34ZM40 125V124H39ZM38 125V126H39ZM41 125H43V124H41ZM85 125V124H84ZM83 125V126H84ZM216 125V124H215ZM6 126V125H5ZM28 126V125H27ZM49 126V125H48ZM47 126V127H48ZM71 126V125H70ZM73 126V125H72ZM98 126V125H97ZM15 127V126H14ZM21 127H23V126H21ZM20 127V128H21ZM36 127V126H35ZM45 127V126H44ZM50 127V126H49ZM18 128V127H17ZM26 128V127H25ZM31 128V127H30ZM33 128H34V126H33ZM101 128V127H100ZM12 129V128H11ZM22 129V128H21ZM39 129V128H38ZM50 129V128H49ZM86 129V128H85ZM3 130H5V129H3ZM13 130V129H12ZM6 131V130H5ZM37 131V130H36ZM64 131V130H63ZM63 131H60V132H63ZM91 130L89 129L87 132H88V135H90V134H94V135H96V136H92V137H90V139L88 138V140H90V141H94V140H97V138H98V135L96 134V132L95 133H91L90 132ZM105 131H107V130H104V132ZM133 131L136 133V130L133 128ZM7 132H9V131H7ZM44 132L46 133V130H44ZM82 132V131H81ZM32 133V132H31ZM83 133V132H82ZM18 134V133H17ZM36 134V133H35ZM47 135L49 134V133H46ZM46 135V136H47ZM135 134H133V136H134ZM26 136V135H25ZM38 136V135H37ZM37 136H35L36 138H37ZM41 136H44V135H41ZM52 136V135H51ZM9 137V136H8ZM28 137V136H27ZM5 139H7L6 138V134H5V137H4ZM48 138V137H47ZM92 138V139H91ZM4 139V140H5ZM9 139H11V138H9ZM56 139V138H55ZM54 139V140H55ZM3 140V141H4ZM34 140V139H33ZM48 140H49V138H48ZM57 140V139H56ZM84 140V139H83ZM50 141V140H49ZM14 142V141H13ZM103 142L106 144V145H108V152H109V154L108 155H110V156H115V158H116V156H120L121 158H120V162H119V167H120V169L122 170V174L120 175V178L121 179H119L120 180V182H119V184H118V186L116 187V193H115V195H116V200L117 201H119V203H120V206L119 207H123V205L124 204H126L127 202H130V201H133L131 204H133V203H135L134 202V199H136V196H140L141 198H142V201H143V204H144V202L146 201H156V204H157V201H158V203H159V201H168L170 204H171V202L170 201H173L174 199H177L178 197H180V195H181V193H184L185 194V192H189V193H191V195H193L194 197H195V201H213V203H214V205H217V202H219V201H224V202H221L220 204H219V206L221 207V210L218 212L217 211V213L216 214H209V215H200L198 218H197V221H198V223H200L199 224V228H198V234H197V236H196V242L195 243H197L196 244V246H195V248L197 249V251L199 252V253H204L205 252V250L206 249H209L210 250V253H209V257H211L213 254H215L214 256H216L217 255V249H215V246H216V243L219 241V240H223L225 243L224 244H226V247L228 248V249H235V247H236V249L235 250H237V245H235L234 243L235 242H233L232 240H231V236H232V233L231 232H233L232 230H230V226H227L228 224H229V222H230V220H232V219H242V220H244V221H246V224H247V226L249 227V228H252L251 229V231H253V228L255 229V227H259V224L261 225V226H263V223H264V221L262 222L261 221V219L259 218V217H256V216H254V213L253 214H251L250 212H252V207L250 206L251 204V201L255 198V196H256V192H257V189H258V182H256V184H254L253 183V181H252V179H251V177L252 176H254L255 175V171L256 170H254V166H256L257 164H256V162L257 161H259V159H256V160H252L251 161V163L252 164H248L247 163V161H248V159L249 158H251L250 156H249V154H248V152L245 150V151H243L242 153L241 152H239V151H237V152H233L231 155H229V156H227V157H224V156H221V158L219 159V160H217V161H215L211 166L209 165V163H208V159H209V156H210V153H212V152H214L215 150H216V147H217V145H216V142L215 141H213V142H211V144L209 145V146H211V148H207V149H205V154H204V156H206V159H205V161H204V163H202L201 165H198V164H196V162L197 163H199L198 161H197V159H199L198 158V156L200 157V155L198 154V156H197V159L194 161V165H191L190 164V162H183V161H181V162H179V166L177 165V162H175V161H173V162H171V163H169L168 162V160H167V156L165 157V163H164V165H163V168H164V172H163V176L161 177V173L157 170V171H153L151 168H149L148 170H147V172L145 171V167H144V164H143V162H138L137 160L135 161V159H134V162L135 163H133L132 161V157H134L133 155H134V149L132 148V144L130 143V144H128L127 143V145H125L123 142L122 143H120V145H118V144H116V143H111V144H109V142H108V140H107V137H105L104 138V140H103ZM5 143V142H4ZM17 143V142H16ZM11 144V143H10ZM54 145V144H53ZM55 146V148H54V150H56V147H58V146H56V145H54ZM13 147V146H12ZM34 147H36V146H34ZM49 147V146H48ZM48 147H47V149H48ZM53 147V146H52ZM62 148V147H61ZM112 148H115L114 150H116V148L118 149V151H122V156H121V154H113L114 152V150L112 149ZM176 148H178V150H179V148H180V145L179 146H177ZM199 147H197V149H198ZM46 149V150H47ZM50 149V148H49ZM182 149V148H181ZM199 149H201V148H199ZM211 150V151H210ZM52 151H53V149H52ZM61 151H62V149H61ZM196 151V150H195ZM203 151V150H202ZM56 152V151H55ZM116 152V151H115ZM198 152V151H197ZM18 153H19V150H18ZM35 153V152H34ZM64 153V152H63ZM63 153H62V155H63ZM129 153H130V155H129ZM182 152H179V151H177V149H176V152L175 153H173L172 155H177V154H181ZM202 153V152H201ZM203 154V153H202ZM34 155V154H33ZM195 155V154H194ZM68 156V155H67ZM107 156V155H106ZM11 157V156H10ZM62 157V156H61ZM196 157V156H195ZM203 157V156H202ZM202 157H200V159H201V162H203L202 161ZM193 157H191V159H192ZM114 159V158H113ZM199 159V160H200ZM204 159V158H203ZM107 160H111L112 161V158H109V156H107ZM132 160V161H131ZM194 159H192V160H190V161H193ZM108 161V162H109ZM13 162V161H12ZM114 162H116V164L118 163V159L116 160V161H114ZM114 162H113V164H114ZM193 163V162H192ZM17 164V163H16ZM15 164V165H16ZM59 164V163H58ZM97 164V163H96ZM106 164V163H105ZM256 164V165H255ZM190 165L192 166V168L190 167ZM254 165V166H253ZM35 166V165H34ZM96 166H100V164H97ZM189 166V167H188ZM100 167H103V165H101ZM99 167V168H100ZM159 167H160V165L159 164H157L156 165V168L157 169H159ZM18 168V167H17ZM99 168H98V170H94L95 172H99V173H101V171H102V168H100V170H99ZM104 168V167H103ZM169 168L171 169V171H169ZM88 170L89 169H91V167L90 168H87ZM22 170V169H21ZM119 170V169H118ZM90 171V170H89ZM94 171H90V172H94ZM19 172H20V170H19ZM18 172V174H20ZM72 172V171H71ZM78 173V172H77ZM16 174V173H15ZM75 174V173H74ZM74 174H73V176H74ZM23 174H21L20 175V177L22 176ZM24 176V175H23ZM76 177L78 176V175H75ZM91 176V175H90ZM94 176H95V174H94ZM75 177V178H76ZM85 177V176H84ZM100 177H102V176H100ZM77 180H78V178H76ZM84 179V178H83ZM86 179V178H85ZM103 179V178H102ZM46 180V179H45ZM76 180V181H77ZM93 180L95 181L96 179L95 178H93ZM97 180H98V178H97ZM100 180H101V178H100ZM158 181H160L159 183H158ZM62 182H64V180H62ZM66 182V181H65ZM104 182V181H103ZM61 183V182H60ZM96 183V182H95ZM99 183V182H98ZM98 183H96V185L98 184ZM227 183V185H225ZM49 184V183H48ZM85 184V183H84ZM105 184V183H104ZM34 185V184H33ZM45 185H46V183H45ZM52 185V184H51ZM51 185H49L50 186V189H51ZM79 185V184H78ZM85 185H87V184H85ZM30 186V185H29ZM58 186V185H57ZM62 186H64V184L63 185H61L60 186V188L61 189H64ZM100 186L102 187V188H106V187H104L103 186V184L101 185L100 183H99V188H98V190L99 189H101L100 188ZM225 186H227L228 187V190H229V196L227 197V198H225L224 200H221L219 197H215V198H212L211 199V197L209 196V194H210V192H211V190L212 191H214L216 194H218V193H220L222 190H224V189H226V187ZM55 187V186H54ZM53 187V188H54ZM81 187V186H80ZM83 187V186H82ZM48 188V187H47ZM84 188V187H83ZM82 188V189H83ZM78 189H80V188H78ZM81 190V189H80ZM92 190V189H91ZM53 191V190H52ZM51 191V192H52ZM55 191V190H54ZM104 191V190H103ZM259 192V191H258ZM257 192V193H258ZM102 193V192H101ZM32 195H34V194H32ZM105 196V195H104ZM258 196V195H257ZM256 196V197H257ZM33 198H34V196H33ZM183 198H184V196H183ZM20 199V198H19ZM35 199V198H34ZM192 199V198H191ZM37 200V199H36ZM193 200H194V198H193ZM101 201V200H100ZM102 201H104V200H102ZM179 201H180V199H179ZM253 201H255V200H253ZM123 202H125L123 205H121V203H123ZM153 202H152V204H153ZM166 202H161L162 203V205L164 204V203H166ZM173 202H175V201H173ZM41 203V202H40ZM102 203V202H101ZM110 203V202H109ZM114 203V202H113ZM130 203H127V205L128 204H130ZM199 203V202H198ZM42 204V203H41ZM149 204L150 203H147V205H148V207H149ZM155 204V203H154ZM155 204V205H156ZM173 204V203H172ZM99 205V204H98ZM105 205V204H104ZM108 205V204H107ZM117 205H119V204H117ZM135 205H136V203H135ZM146 205V206H147ZM160 204H158V206H159ZM167 205V204H166ZM213 205V204H212ZM224 206V207H223ZM243 206V207H242ZM264 206V205H263ZM100 207V206H99ZM121 207V212H120V209L118 208V206H117V210L120 212V215H121V213H122V209L123 208H125V206L122 208ZM131 207V206H130ZM151 207V206H150ZM149 207V208H150ZM165 207V206H164ZM172 207V206H171ZM177 207V206H176ZM222 207H223V209H222ZM256 207V206H255ZM100 208H102V206L100 207ZM127 208V207H126ZM144 208V207H143ZM147 208V207H146ZM156 208V207H155ZM158 208H160V207H158ZM167 208H170L169 206H167ZM219 207H217V209H218ZM116 209V208H115ZM164 209V208H163ZM163 209L160 211L159 209H157V212L158 211H160V212H162L163 211ZM172 209V208H171ZM177 209V208H176ZM182 209V208H181ZM264 209V208H263ZM106 210V209H105ZM104 210V211H105ZM151 210H153V208H151ZM155 210V209H154ZM166 210V209H165ZM201 210V209H200ZM212 210H213V207H212ZM259 210H261L260 208H259ZM128 211V210H127ZM132 211V210H131ZM130 211V212H131ZM134 211V210H133ZM132 211V212H133ZM147 211V210H146ZM172 211V210H171ZM206 211V210H205ZM209 211V210H208ZM211 211V210H210ZM254 211H256V212H258L257 210H254ZM97 212H99V211H97ZM115 212V211H114ZM125 212V211H124ZM130 212L128 211V213L127 212H125L126 214H130ZM148 212V211H147ZM149 212H151L150 211V209H149ZM203 212V211H202ZM213 213H215L214 211H212ZM249 213V216L248 215H244V213ZM260 212V211H259ZM94 214H95V212H93ZM116 213H117V211H116ZM124 213V214H125ZM159 213V212H158ZM163 213V212H162ZM171 213V212H170ZM203 213H205V212H203ZM93 214V215H94ZM98 214H100V213H98ZM97 214V215H98ZM107 214V213H106ZM123 214V215H124ZM147 214H149V213H147ZM161 214V213H160ZM164 214H165V212H164ZM163 214V215H164ZM167 214V213H166ZM251 214V215H250ZM256 214V213H255ZM93 215H91L92 217H93ZM109 215V214H108ZM119 214H118V216H120ZM127 215V217L129 218V216ZM130 215H132V214H130ZM168 215V214H167ZM170 215H172V214H170ZM182 215V214H181ZM199 215V214H198ZM173 216V215H172ZM188 216V215H187ZM242 218H241V217ZM96 214H95V216L93 217V218H95L94 220H96ZM98 217H99V215H98ZM147 217V216H146ZM146 217H145V219H146ZM149 217H151V216H149ZM148 217V218H149ZM153 217V219H154V217L155 216H152ZM164 217V216H163ZM166 217V216H165ZM169 217V216H168ZM238 217V218H237ZM262 218H263V216H261ZM93 218H91V219H93ZM127 218V219H128ZM157 218V217H156ZM101 219V217L99 218V220ZM103 219V218H102ZM121 219V218H120ZM130 219V218H129ZM151 219V220H150ZM149 220L152 222L153 220H152V218H150ZM159 219V218H158ZM157 219V220H158ZM167 219V218H166ZM175 219V218H174ZM42 220V219H41ZM169 220V219H168ZM176 220V219H175ZM193 220V219H192ZM92 221V223H89L90 225L91 224H93V220H91ZM90 221V222H91ZM130 221V220H129ZM154 221H155V219H154ZM182 221V220H181ZM42 222H43V220H42ZM49 222V221H48ZM98 222V221H97ZM100 222V221H99ZM98 222V223H99ZM106 222V221H105ZM151 222H149V221H147L146 223H147V225H149ZM262 222V223H261ZM102 223V222H101ZM126 223H128V222H126ZM132 223H134L133 221H132ZM43 224H45V220H44V223ZM43 224H42V226H43ZM95 224H97L95 221H94V224L93 225H95ZM92 225V226H93ZM102 225V224H101ZM104 225V224H103ZM126 225V224H125ZM136 225V224H135ZM159 225H161V224H159ZM178 225V224H177ZM46 226V225H45ZM129 226H130V224H129ZM128 226V227H129ZM154 226H156V225H154ZM163 226V225H162ZM169 226V225H168ZM192 226H194L193 224H192ZM195 226H196V224H195ZM94 227V226H93ZM97 227H100V226H96V228ZM126 227H127V225H126ZM125 227V228H126ZM131 227H134V225L132 226L131 225ZM157 227V226H156ZM198 226H196V228H197ZM34 228V227H33ZM44 229H45V227H43ZM101 228V227H100ZM159 228V227H158ZM25 229V228H24ZM127 229V228H126ZM130 229V228H129ZM135 229V228H134ZM153 230L155 229V227L154 228H152ZM193 229V228H192ZM257 229V228H256ZM255 229V230H256ZM264 228H262V230H263ZM27 230V229H26ZM38 230V229H37ZM121 230H123V229H121ZM132 230V229H131ZM129 231V233L130 232H132V231ZM160 230V229H159ZM193 230H195V229H193ZM125 231H127V230H125ZM156 231V230H155ZM229 231V232H228ZM258 231H260V230H258L257 229V231H254V232H251V235H252V233L253 234H257V232ZM23 232V231H22ZM35 232V231H34ZM33 232V233H34ZM128 232V231H127ZM137 232V231H136ZM164 232V231H163ZM162 232V233H163ZM195 232H196V230H195ZM26 232H23V234H25ZM122 233H124V232H122ZM139 233V232H138ZM158 233H159V231H158ZM259 233H261V232H259ZM262 233H264V231H262ZM35 234H36V232H35ZM34 234V235H35ZM48 234V233H47ZM154 234H155V232H154ZM170 234V233H169ZM193 234V233H192ZM248 235L250 234V231H249V233H247ZM44 235V234H43ZM238 235V234H237ZM237 235H235L236 237H237ZM248 235H247V237H248ZM259 235V234H258ZM24 236V235H23ZM37 236V235H36ZM133 236H135V234L133 235ZM138 236H139V234H138ZM136 237L137 239L139 238V237ZM157 236V235H156ZM255 236V235H254ZM257 236V235H256ZM255 236V237H256ZM260 236H262V235H260ZM32 236H30V238H31ZM158 237V236H157ZM156 237V238H157ZM161 237V236H160ZM247 237H245V238H247ZM25 238V237H24ZM24 238H22V240L24 239ZM40 238L42 239V235L40 236ZM135 238V237H134ZM133 238V239H134ZM240 238H242V237H240ZM132 239V238H131ZM153 239V238H152ZM29 240V239H28ZM32 240V239H31ZM31 240H29V241H31ZM40 240V239H39ZM241 240H244V239H241ZM18 241V240H17ZM28 241V242H29ZM40 241H42V240H40ZM140 241H141V239H140ZM255 242V239H254V237H248V240L247 241H245V243L247 244V247L248 248H250L251 246H253L252 244ZM16 242V241H15ZM14 242V243H15ZM24 242H26V241H24ZM134 242V241H133ZM167 242V241H166ZM240 242V241H239ZM244 242V241H243ZM22 243V242H21ZM21 243H20V245H21ZM137 243V242H136ZM236 243H237V241H236ZM252 243V244H251ZM23 244V243H22ZM133 244V243H132ZM141 244V243H140ZM139 244V245H140ZM147 244V243H146ZM224 244H222V245H224ZM238 244H240V245H238V246H242L241 244H243V243H238ZM245 244V245H246ZM3 245V244H2ZM18 245V244H17ZM20 245H19V247H20ZM135 245V244H134ZM133 245V246H134ZM142 245H144L143 243H142ZM183 245V244H182ZM184 245H186V243L184 244ZM137 246V245H136ZM225 246V245H224ZM223 246V247H224ZM243 246H244V244H243ZM16 247V246H15ZM11 248V247H10ZM157 248V247H156ZM184 248V247H183ZM182 248V249H183ZM187 247L185 246V250H187L186 249ZM247 248V249H248ZM253 248H255L254 246L251 248V249H253ZM14 249H16V248H14ZM188 249H190V248H188ZM194 249V248H193ZM240 249H242V248H239L238 250L240 251ZM243 249H245V247L243 248ZM246 249V250H247ZM9 250H11V249H9ZM11 251H13V250H11ZM179 251V250H178ZM188 251V250H187ZM234 251V250H233ZM238 251V252H239ZM249 251V250H248ZM254 251V250H253ZM61 252H63V251H61ZM186 252V251H185ZM184 252V253H185ZM194 252V251H193ZM230 252H232V250H230ZM244 252H246V251H244ZM59 253V252H58ZM195 253V252H194ZM239 253H242V252H239ZM249 254H250V251L248 252ZM230 254V253H229ZM246 255H247V253H245ZM180 255H181V253H180ZM187 255V254H186ZM208 255V254H207ZM200 256V255H199ZM214 256H212V257H214ZM245 256V255H244ZM257 256H259V255H257ZM192 257V256H191ZM207 257V256H206ZM206 257H204L205 259H206ZM50 258V257H49ZM179 258V257H178ZM187 258V257H186ZM194 258V257H193ZM200 257H198V259H199ZM202 258V257H201ZM219 258V257H218ZM233 258V257H232ZM251 258V257H250ZM250 258H249V260H250ZM253 258V257H252ZM251 258V260H253ZM51 259V258H50ZM184 259V258H183ZM230 259V258H229ZM247 259H248V257H247ZM11 260V259H10ZM55 260V259H54ZM58 260V259H57ZM202 259H200V261H201ZM254 260H255V258H254ZM253 260V261H254ZM259 260V259H258ZM14 261V260H13ZM47 261V260H46ZM45 261V262H46ZM51 261V260H50ZM59 261V260H58ZM57 261V262H58ZM213 261V260H212ZM219 261V260H218ZM48 263H49V261H47ZM47 262H46V264H47ZM54 262V261H53ZM56 262V261H55ZM205 262V261H204ZM210 262V261H209ZM214 262H215V260H214ZM216 262H217V260H216ZM60 263H61V261H60ZM59 263V264H60ZM201 263V262H200ZM206 263V262H205ZM204 263V264H205ZM23 264V263H22ZM49 264H51V263H49ZM56 264V263H55ZM192 264H193V262H192ZM214 264V263H213Z\"/></svg>",
  "mask_w": 264,
  "mask_h": 264
}]
</instances>
